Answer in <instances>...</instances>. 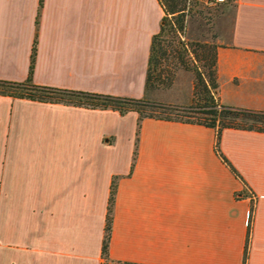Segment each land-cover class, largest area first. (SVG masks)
<instances>
[{"label":"crops","instance_id":"1","mask_svg":"<svg viewBox=\"0 0 264 264\" xmlns=\"http://www.w3.org/2000/svg\"><path fill=\"white\" fill-rule=\"evenodd\" d=\"M230 9L215 96L264 111V0ZM163 15L158 0H0V80L27 79L35 44L36 85L187 104L190 73L177 74V97L145 91ZM137 121L0 96V264H242L246 241L245 264H264V133H221L243 183L216 154L215 131L199 125L144 119L134 160Z\"/></svg>","mask_w":264,"mask_h":264},{"label":"trees","instance_id":"2","mask_svg":"<svg viewBox=\"0 0 264 264\" xmlns=\"http://www.w3.org/2000/svg\"><path fill=\"white\" fill-rule=\"evenodd\" d=\"M158 2L164 15L158 33L152 37L145 79V91L150 92L157 88L169 89L174 82L175 71L177 69L190 71L193 73L194 84L192 99L189 103L176 105L151 101L147 98H126L36 85L32 82L31 78L35 44L32 49L27 79L23 82L0 80V96L41 103L63 104L91 110H111L118 112L121 116L129 112H135L138 115V121L134 160L136 157L140 123L144 119L194 124L213 129L216 134V154L234 176L243 182L236 170L220 153V136L225 129L264 133V111L229 107L219 102L215 96L218 87L216 81L217 46L215 44L187 43L181 40L185 29L188 0H158ZM192 61L200 63V66H191L189 62ZM168 64H171L172 67L170 68ZM116 188L117 178L114 177L110 184L104 235L101 245V256L105 261L108 260V246L111 237ZM243 195H246L245 188ZM251 213L252 207L250 209L248 235ZM246 257L247 241L242 264H245Z\"/></svg>","mask_w":264,"mask_h":264},{"label":"rangeland","instance_id":"3","mask_svg":"<svg viewBox=\"0 0 264 264\" xmlns=\"http://www.w3.org/2000/svg\"><path fill=\"white\" fill-rule=\"evenodd\" d=\"M231 2L223 4H210L206 0H188V6L186 10L185 17V29L182 36L183 41L187 43H199V44H215L218 39V31L222 29H228L231 20ZM189 59V57H188ZM190 65L200 66V63H195L194 61L189 62ZM171 68L172 65L168 64ZM193 73L190 71H184L182 69H177L175 71V79L172 86L169 89L157 88L154 90H169L166 96L177 97L180 95L181 88H184V83L186 81H181L182 87L174 88L176 81V76L179 72ZM194 84V77H193ZM178 86V84H177ZM193 92V89H192Z\"/></svg>","mask_w":264,"mask_h":264},{"label":"built area","instance_id":"4","mask_svg":"<svg viewBox=\"0 0 264 264\" xmlns=\"http://www.w3.org/2000/svg\"><path fill=\"white\" fill-rule=\"evenodd\" d=\"M234 0H206L210 4H223L227 2H233ZM250 216V213L248 214Z\"/></svg>","mask_w":264,"mask_h":264}]
</instances>
